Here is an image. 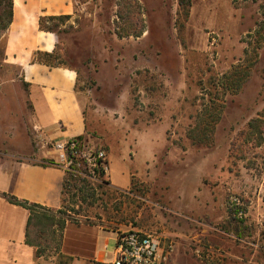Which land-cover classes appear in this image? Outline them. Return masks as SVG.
Segmentation results:
<instances>
[{
    "label": "rangeland",
    "instance_id": "1",
    "mask_svg": "<svg viewBox=\"0 0 264 264\" xmlns=\"http://www.w3.org/2000/svg\"><path fill=\"white\" fill-rule=\"evenodd\" d=\"M8 1L0 0V34ZM74 1L72 20L55 30L61 63L77 71L86 138L126 153L133 170L128 190L70 189L55 216L157 234L164 252L173 247L166 264H264V0H191L188 18L178 0H138L146 26L138 39L116 35L128 0ZM255 55L241 91L222 95L216 79ZM2 60L0 48V160L34 144L24 88L4 77ZM205 105L223 106L210 140L198 127ZM29 237L45 258L58 253L57 224L33 220ZM115 247L104 239L102 258L113 260Z\"/></svg>",
    "mask_w": 264,
    "mask_h": 264
},
{
    "label": "crops",
    "instance_id": "2",
    "mask_svg": "<svg viewBox=\"0 0 264 264\" xmlns=\"http://www.w3.org/2000/svg\"><path fill=\"white\" fill-rule=\"evenodd\" d=\"M10 1L11 16L0 34L2 64L7 70L4 77H16L10 78L11 81L24 88L22 109L25 108L32 125L34 144L27 156L0 160V264H56L58 256L64 260L63 264L90 261L112 264L113 260L102 258L101 245L104 239H114L115 243L121 229L115 232L99 225L67 222L56 256H37L36 248L26 244L29 211L9 203L3 196L5 193L51 211L59 210L63 204L65 173L58 167L40 164L54 158L47 143L88 136L87 121L76 92V71L32 62L35 52L52 53L58 48V35L41 30L40 19L69 16V21L72 20L75 1ZM125 154L120 155L113 147L108 151V186L122 191L128 190L133 170ZM154 159L153 155L146 157L150 163Z\"/></svg>",
    "mask_w": 264,
    "mask_h": 264
},
{
    "label": "trees",
    "instance_id": "3",
    "mask_svg": "<svg viewBox=\"0 0 264 264\" xmlns=\"http://www.w3.org/2000/svg\"><path fill=\"white\" fill-rule=\"evenodd\" d=\"M128 1H129V6H126L127 16L118 14V17L122 21H124V26L121 28L120 27L117 28L116 35L119 38H125V37L139 38L146 31L145 20L141 12V6L138 0H128ZM178 4L180 8L181 7L185 8L186 10L185 16L186 18H188L189 10L191 7V0H178ZM8 8H9V11H8L7 18L11 16V1L10 0L8 1ZM261 13L264 18V4L261 5ZM69 19H70L69 16L48 17L45 19H40V23H39L40 29L46 32H52V33L57 34L55 30V28L57 27V23L69 21ZM50 22H54V25L52 26L48 25ZM259 28L260 29L258 30V34H260V32L262 31L263 33L260 35L262 36L261 38L264 39V21L260 25ZM248 53H249V50L245 49L244 54H248ZM60 58L61 56L57 52V50L52 53H43V52L37 51L32 56V62L44 64L50 67L70 68V67L64 66L63 63H61ZM255 61H256V55L254 56V61L249 62L248 65L234 66L233 69L229 73H226L221 79L215 78L216 82H218L219 86L221 87L222 95L226 93L236 94L241 91L242 87L249 79V76L251 74V68L255 65ZM215 79H212V81H214ZM209 101L212 104H215V101L213 100H209ZM212 110L210 111V109L205 105L204 109H202V111L199 114V121L202 122V124H200L198 127L202 126L201 130H202L203 136H205V139H209L214 133V125L216 124V122L219 121L221 117L223 106L219 107L218 109H214L213 112ZM253 123L254 121H251L249 123V126L250 127L253 126ZM76 138L81 139L82 137L80 136ZM49 163H51V161H43L40 164L45 166V165H48ZM78 185H81L83 187H89V184L86 181L65 176L62 193L64 194L67 191L70 192V189L75 190L76 192H79V193L80 192L84 193V190L81 189L82 187L78 188ZM107 186L108 185H98L96 187H90L89 190H92V191L101 190ZM3 196L9 203L17 205V206H21L29 211V217H28V221L26 225V244L30 246H34L36 248L37 256H44L45 250L42 249V247H40L38 243L30 240L29 228L33 220H35L37 223H41L45 221L49 223L50 225L57 224V227L60 229V241L58 244V249H59L61 245L63 229L67 222H71L67 219H63V218L61 219L55 216L58 212H60V209L54 212V211L46 209L45 207H42L37 204H31L26 201H20L16 197L10 196L5 193L3 194Z\"/></svg>",
    "mask_w": 264,
    "mask_h": 264
},
{
    "label": "built area",
    "instance_id": "4",
    "mask_svg": "<svg viewBox=\"0 0 264 264\" xmlns=\"http://www.w3.org/2000/svg\"><path fill=\"white\" fill-rule=\"evenodd\" d=\"M47 147L54 156L48 165L62 169L65 176L86 181L93 187L108 185V154L88 138L54 139ZM172 248L168 246L169 251ZM169 251H163L157 234L139 229L121 231L116 236L112 264H166Z\"/></svg>",
    "mask_w": 264,
    "mask_h": 264
}]
</instances>
